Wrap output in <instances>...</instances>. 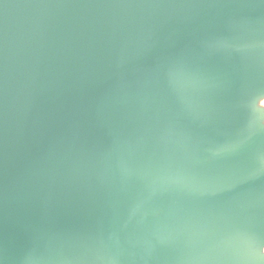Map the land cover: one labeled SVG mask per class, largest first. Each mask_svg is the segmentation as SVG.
Here are the masks:
<instances>
[{
    "label": "water",
    "instance_id": "95a60500",
    "mask_svg": "<svg viewBox=\"0 0 264 264\" xmlns=\"http://www.w3.org/2000/svg\"><path fill=\"white\" fill-rule=\"evenodd\" d=\"M0 264H264V0H0Z\"/></svg>",
    "mask_w": 264,
    "mask_h": 264
}]
</instances>
